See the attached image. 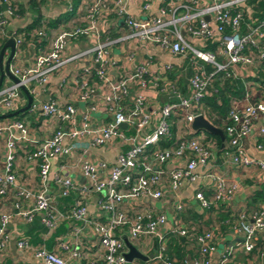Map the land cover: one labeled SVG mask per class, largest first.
<instances>
[{
  "label": "built area",
  "instance_id": "1",
  "mask_svg": "<svg viewBox=\"0 0 264 264\" xmlns=\"http://www.w3.org/2000/svg\"><path fill=\"white\" fill-rule=\"evenodd\" d=\"M67 9L71 8V0H62ZM247 0H163L156 13L144 18L125 14L121 0L115 1V7L110 8L106 0H89L86 5L84 24L61 28L49 40V47L35 56L32 66L19 67L9 63V70L18 78L0 85V114L16 109L19 100V85H24L31 94V80L44 83L53 70L63 66L67 60L85 54H92L94 72L104 81L107 91L100 99L101 104L109 113L104 122H94L91 110L95 108L93 101V86L88 82L90 69L84 67L71 75L70 81L77 87L78 98L84 103L83 110L77 111L73 102L60 103L49 97L43 101L33 97L28 109H39L40 113L56 122L49 135L43 138L28 137L27 125L19 119H0V132L7 130L4 141V151L0 160V196L10 188L16 197L14 212H0V254L4 250L6 236L4 228L12 214L22 218H30L34 211H41L40 221L48 229H53L62 220L78 223L72 225L71 232L76 235L83 226H88L97 240L95 251L81 250L77 245H70L67 238L58 240L60 250L67 256L46 249L43 245L30 247L24 238H18V248L31 252L32 256L43 264H69L68 258L84 260V264H136L124 257L126 239L134 241L139 238H154L156 248L152 263L174 264L165 254L164 242L167 234H184L186 225L182 223L180 211L182 202L176 197L172 208L176 216L168 222L164 212L153 209L151 203L164 195L163 177L167 176L168 190L175 196L176 191L187 181H197L198 177L211 178L210 194L206 195L199 185H195L194 198L202 207L210 203L228 202L240 185V180L226 178L217 170L211 168L214 158L210 145L204 134L194 129L187 130L188 136H175L172 143L153 147L161 137L169 136L171 117L189 126L193 116L202 114V98L207 94L210 79L217 70L225 74L237 76L238 67L253 66L254 52L264 57V15L240 30V22L244 9L251 5L243 4ZM242 6L240 7V5ZM146 6V4H144ZM113 9L118 14H125L124 21L128 32L124 37H133L147 44H156L161 50L171 54L187 57L191 65V73L187 78L188 93L177 94L158 108V116L150 129L145 127L151 121V114L144 107L141 94L133 97L131 106L122 109L119 99L127 93V85L136 82L141 88L146 86L147 62L133 63L128 72L115 80L106 77L105 68L108 62L107 42L96 40L92 47L77 53L64 56L63 50L68 39L96 34L99 12ZM11 0H1L0 3V40L9 36L14 38V45L22 42L21 35L10 32L7 28L9 17L15 14ZM207 15L208 19L204 16ZM191 38L200 39V43H191ZM207 39L215 42V49L203 48ZM250 47V48H249ZM252 47L254 49H252ZM132 55H125V61H131ZM208 62L212 69L206 70L202 63ZM244 92L232 99L225 115L223 130L226 135L227 162L235 166H257L264 170V158L256 153L249 154L243 145V140L252 131L253 122L264 116V100L252 99L247 85ZM133 127L126 131L119 124ZM264 137V126L258 128V135ZM78 138L85 140L77 143ZM28 141L31 148L23 151L24 159L36 165L39 186L37 189L24 186L16 179L14 172L15 149L20 142ZM112 141L119 144L114 160L106 163L104 160L92 161L85 153L89 146L106 145ZM262 142L253 143L257 150L263 148ZM66 149L79 150L80 155L71 164L65 163L59 167H77L86 178L83 184H77L69 174L56 171L52 178L57 192L66 195L70 190H76V195L69 209L57 208L45 195V186L49 177L52 158ZM224 151V150H223ZM175 162L169 170L166 163ZM197 165L206 167V171L197 174ZM212 169V168H211ZM105 172V175H103ZM200 181V180H198ZM90 193L97 194V216L86 212V198ZM29 200V207L22 209L20 202ZM127 202H129L127 204ZM264 204L251 212L240 209L236 219L231 224L232 231L239 234V239L226 245L218 258V264H228L234 248L241 247L245 251L255 248L254 236L260 231L264 235ZM162 228V231L160 230ZM214 227L203 229L195 235L199 255L186 257L181 264H211L209 255L215 249ZM264 255V247L258 250ZM0 264H7L0 258Z\"/></svg>",
  "mask_w": 264,
  "mask_h": 264
},
{
  "label": "crops",
  "instance_id": "2",
  "mask_svg": "<svg viewBox=\"0 0 264 264\" xmlns=\"http://www.w3.org/2000/svg\"><path fill=\"white\" fill-rule=\"evenodd\" d=\"M18 1L24 3L23 12L20 14L15 13L9 17L7 26L8 30L22 37V42L18 46H15L13 56L10 60V64L15 66H32L35 62V56L39 52L48 49L49 40L57 30L69 28L77 24H84L86 22L85 11L89 0H73V5L70 9H67L66 3L62 0H37V3L32 5L27 3L28 0ZM106 1L110 8L115 7L116 0ZM162 1L163 0H121L125 7L126 16L129 15L137 18H144L155 14L157 7ZM144 4H146V6H144ZM246 4L247 3L243 4V6ZM241 6L242 4L240 7ZM244 11L249 19L255 18L252 7L248 10L244 9ZM125 14H118L113 9L104 13L99 12L96 34L89 33L88 35H80L68 39L63 50V55L68 56L92 47L97 39L106 41L109 63L106 65L105 74L110 80H115L116 78L124 76L133 63L140 61L147 62L145 74L146 86L141 88L136 82L129 83L126 88L127 93L121 96L119 104L122 109L126 110L131 106L133 97L141 94L144 107L152 116L150 123L145 127V129L148 130L154 124L158 116V108L161 104L169 99L176 98L177 94L185 95L188 93L187 78L191 73V65L188 59L183 55L171 54L167 51H163L156 44H144V42L133 37H124L128 32V27L124 21ZM33 21L34 24L32 27L27 29V26L33 23ZM25 34H28V36L25 37ZM200 41L201 40L198 38H191V43L193 44H198ZM7 54L8 48L6 47L2 59H4ZM128 54L132 55V59L129 62L124 60L125 55ZM92 58V54H85L67 60L63 66L53 70L48 80L44 83L31 80V95L37 97L40 101L53 97L62 104L73 102L79 113V111L83 110L84 103L78 98L77 87L70 81V77L76 70L90 65L89 81L93 86L92 98L96 104L95 108L92 109L90 113L94 122L107 121L110 115L103 104H101L100 99L101 95L107 91V87L101 78H98L96 75L91 76L92 73H94L93 69L95 66L92 62ZM252 70L251 66L238 67L236 77L250 75L252 74ZM10 81L11 79L9 77L4 76L1 85L7 84ZM25 101L26 96L24 94L20 95L16 108L22 106ZM202 115L207 118L205 113ZM5 119H19L23 121L28 128V137L31 138H43L49 135L56 126L55 120L41 114L38 108L34 110L27 109L19 118H10L7 116ZM260 126H264V116L255 119L252 131L244 138L243 145L249 154L256 153L259 157L264 158V137L260 134L258 135V128ZM188 127L191 128L190 124L187 126L181 121H178L174 124L173 134L175 136L186 137L188 136ZM123 128H125L126 131H133V127L130 126L125 127L124 125ZM194 130L203 133L205 140L210 145V150L214 158L211 161L212 169L209 168L208 170L215 169L226 178L232 177L239 179L240 185L238 189L228 202L221 203L219 207L217 206L215 208V211L210 212L209 215H205L206 212H203L205 208L200 205L198 207L197 205L198 201L194 198V190L195 185H199L204 193L209 195V185L212 184L210 182V177H198L200 181H187L176 191L175 196H172L168 190L166 182L167 176H164L162 178L165 185L164 195L154 200L151 206L153 209L164 212L169 222L173 216H176L172 208V203L177 197L183 205L180 216H184L187 213V209L189 210L187 217L184 218L190 222V228H192L193 233H195L201 225L212 223L211 226H214L215 229L213 233L215 249L210 253L209 258L211 264H218V258L226 245L239 239V234L232 231L231 224L222 226L225 220H215L214 218L219 215L220 211L228 212V216H230L242 209L252 195L254 189L258 188L260 185H264V170H261L257 166L240 167L230 164L227 162V158L224 154L227 150V141L225 139L220 143L219 148L225 147L226 150L224 148V151L216 152L214 138L206 136L205 130L201 128ZM7 135V130L0 132V160L3 157L4 141ZM256 141L262 142L263 148L256 150L253 146V143ZM77 143L84 144L85 140L83 138H78ZM118 147L119 144L117 141H112L101 146H89L87 147L85 155L92 161L104 160L109 164L114 160V155ZM29 148H31V145L28 141L20 142L17 145L15 149L14 172L19 183L34 190L40 187L36 174L37 168L36 165L27 162L23 157V151ZM79 155V150H71L69 153V149H66L64 145V151L51 160L49 177L45 186V195L59 209H69L77 191L70 190L68 194L60 195L57 192L52 175L54 172H60L61 170V173L69 174L75 183H85L86 178L77 167H67L63 169L59 167L65 163L71 164ZM174 165L175 162L169 161L166 163L165 169L169 170ZM206 170V167L197 165L194 172L202 174ZM103 175H105V172ZM97 197L96 193H90L87 196L86 212L88 215L97 216ZM15 199L14 190L12 188L8 189L5 194L0 196V212L3 210L14 212L15 208L13 207V203ZM128 203L129 202H127V204ZM29 204L28 199H24L20 202L22 209L29 207ZM263 204L264 202L259 203L255 207H262ZM192 212H201V216L193 218ZM40 213L41 211H34L30 218L27 219L16 214L11 215V219L4 228L6 243L4 250L0 254V258L7 264H43L41 261L34 258L30 251L17 247L16 240L18 238H24L30 247L43 245L46 249L64 256H67V253L60 250L57 244L60 238H67L68 244L77 245L81 250L85 249L89 252L95 251L94 245L97 238L88 226H83L80 231L74 235L71 232L72 225H78V223L71 220H62L55 228L50 230L41 223ZM204 221H207V223ZM197 224L199 227H197ZM160 230L162 231V228ZM122 238H126L125 231H122ZM254 241L255 248L251 251L247 252L241 247L234 248L230 254L228 264H264V255H260L258 252V250L264 247V235H262L260 231L256 232ZM129 242L143 254H148L150 252L153 254L156 248V240L154 238L141 237ZM186 244V247L191 253L197 248L193 235L188 238ZM152 259L153 256L151 255L146 259L132 258L131 261L133 263L138 261L141 263H149ZM68 262L69 264H84L82 258H68Z\"/></svg>",
  "mask_w": 264,
  "mask_h": 264
},
{
  "label": "trees",
  "instance_id": "3",
  "mask_svg": "<svg viewBox=\"0 0 264 264\" xmlns=\"http://www.w3.org/2000/svg\"><path fill=\"white\" fill-rule=\"evenodd\" d=\"M11 2L14 5L15 13L20 14L23 12L24 3L22 1L11 0ZM27 3L29 5L36 4L37 0H28ZM247 3L251 5L254 11L253 13L255 18L249 19V17H247L246 12L243 11L242 20L240 22V30L242 31L246 28L247 25L246 23H251L250 21L253 22L255 19L260 18L261 16L264 15V0H247ZM72 5H73V0H71V6ZM33 24L34 21L33 23L27 26V29L31 28ZM9 31L12 32L11 30ZM27 36L28 34H25V37ZM4 40L5 39H2L0 41V46L2 45ZM203 48L213 50L215 49V42L211 41L210 39H207L203 42ZM252 49L254 48L252 47ZM254 58H255V64L251 66L253 69L252 74L246 75L245 77H236V76L227 75L223 70L215 71L210 79V84H209L210 86H208L207 88L208 92L203 96L201 100L203 105L202 114L205 113L206 117L210 120V122L215 126L219 127L223 133V139L221 140L217 134L205 131L206 136H211L212 138H214L216 152H222L225 148V147L219 148V146L224 139L226 140V135L223 130V125L225 121V115L229 107V103L232 101V99H234L235 97H239L244 92L245 89L244 85L245 84L247 85V89L250 92L252 99L264 100V57H259L257 55V52H254ZM198 63H202V65L206 70L212 69L211 65L208 62L199 60ZM93 75H96L95 72L92 73L91 76ZM89 80L90 79H88V82L90 83ZM26 111L27 109L23 111H19L16 114L9 117L19 118ZM6 117L7 116L0 117V119H5ZM171 119L172 121H170L169 136L161 137L158 140V142L153 145V147L155 146L163 147L174 141L175 135L173 134V130L176 121H174L173 117H171ZM262 202H264V185H260L258 186V188L254 189L252 195L250 196V198L248 199V201L246 202L245 206L242 209H244L245 212H251L253 207L254 209L257 208L255 206ZM220 205L221 203L218 202L210 203L207 207H204L205 209H203V212H206L205 215H209L210 212L215 211L216 210L215 208L217 206L219 207ZM188 211L189 210L187 209L186 211L187 213L184 216L183 215L180 216L182 223L186 225L187 231L184 234L170 233L167 234L165 238L163 251L172 260L174 264H181L186 257L198 256L199 253L197 248L196 250H194L193 253H191L189 249L186 247L187 246L186 241H188V238L191 237L192 235L195 239L196 233L200 232L201 230L214 227L211 226L212 223L203 226L201 225L200 227L197 224V227L199 228L195 233H193L192 228H190L191 226L189 224L190 222H188V220L184 218L187 217ZM181 212L182 211H180L179 213ZM192 216L193 218H196L197 216H201V212L200 213L192 212ZM236 217H237V213L228 216V212L220 211L219 215L214 219L225 220L222 226H226L232 224V221H234ZM204 222L207 223V221ZM149 263H152V260ZM149 263H143V262L141 263L139 261L136 262V264H149Z\"/></svg>",
  "mask_w": 264,
  "mask_h": 264
},
{
  "label": "water",
  "instance_id": "4",
  "mask_svg": "<svg viewBox=\"0 0 264 264\" xmlns=\"http://www.w3.org/2000/svg\"><path fill=\"white\" fill-rule=\"evenodd\" d=\"M204 18L208 19V16L205 15ZM6 47L8 48V54L4 59H2L3 52H4ZM14 49H15L14 38L12 36L7 37L3 41L2 45L0 46V85L2 83V79L4 76L9 77L11 79V81H13V82L18 81V78L9 70V63H10V60L13 56ZM19 88H20L19 92H18L19 95L24 94L26 96L25 103L22 106L14 109L12 111L0 114V117L12 116L19 111H23L25 109H28L30 102L32 100V96L28 92L27 88L24 85L20 84ZM119 125L121 127H123L125 124L123 122H121ZM190 126L193 129L201 128L205 131L215 133L220 137V139L223 138L222 130L219 127L212 124L201 113H197L193 116V118L190 122ZM124 241H125V245H126V251L124 252V257L127 261H131L132 258L146 259L147 257L152 255V252H150L148 254H143L133 244H131L126 238H124Z\"/></svg>",
  "mask_w": 264,
  "mask_h": 264
},
{
  "label": "rangeland",
  "instance_id": "5",
  "mask_svg": "<svg viewBox=\"0 0 264 264\" xmlns=\"http://www.w3.org/2000/svg\"><path fill=\"white\" fill-rule=\"evenodd\" d=\"M82 102V101H81ZM198 205V207H199V203L197 204Z\"/></svg>",
  "mask_w": 264,
  "mask_h": 264
}]
</instances>
